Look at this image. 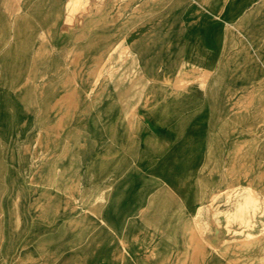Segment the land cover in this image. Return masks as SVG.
I'll return each instance as SVG.
<instances>
[{"label":"rangeland","instance_id":"1","mask_svg":"<svg viewBox=\"0 0 264 264\" xmlns=\"http://www.w3.org/2000/svg\"><path fill=\"white\" fill-rule=\"evenodd\" d=\"M144 119L172 175L143 178L121 264H264V0H0V264L81 246L70 218L98 215Z\"/></svg>","mask_w":264,"mask_h":264},{"label":"crops","instance_id":"2","mask_svg":"<svg viewBox=\"0 0 264 264\" xmlns=\"http://www.w3.org/2000/svg\"><path fill=\"white\" fill-rule=\"evenodd\" d=\"M142 124L144 125V129H146L147 132H142V136L137 137L139 144L142 146L140 148L141 151H139L138 156L136 158H133L132 160L130 159V161L132 162L126 165L125 175L121 180L115 181L113 192L108 198H106L103 203L100 204V210L98 211L97 216L92 217L91 213L85 211L82 214L72 216L70 218L69 223L70 225L74 226L71 229L74 238H76V240H79L80 242L82 241L83 243L81 244V246L78 245L79 247L70 254L66 251V253L63 252L60 256V260H58L54 264L122 263L119 258V248L117 247L116 243L117 239L114 236L116 235V232L119 233L121 231V226L128 225L129 223L131 225L132 230L130 240L132 242L136 240V235L133 234V231L138 232L139 220L137 219L138 215L140 214L139 204L140 201L143 200V194L140 192V188H142L141 186H143L144 183L143 178L150 175L154 176L156 174L159 176H164L165 174H169L170 176L172 175V173L169 172V170H171L170 165H164L161 173H151L152 169L155 167L154 163L161 161L162 156L166 155L164 151L167 150V148L165 147V141L167 139L164 137L162 138L160 136H155L156 130L164 127L158 126L159 122H155V120L144 119L142 120ZM185 151V147H180L179 153H182L183 156L185 155ZM182 154L180 157H182ZM115 155L117 157L118 154L116 153ZM98 160L100 162L99 172L101 174V172H103L102 162L104 160L106 161L107 159L100 157ZM158 170H160V168ZM186 171V167H182L180 165L178 168L179 177L186 176ZM173 175L175 176V172L173 173ZM101 182L100 184H102ZM169 190L170 188L165 186L160 187L159 190L158 188L157 190H153L152 196L154 198L150 200V202L153 200H162L164 206L167 202L171 204V202L173 201L171 200L172 195ZM183 191L185 192V189ZM179 192H181V188L179 189ZM156 195H158L157 198ZM148 198L150 199V195L148 196ZM180 202L183 203V200L181 199V194L179 196V204ZM174 204H176V200L174 201ZM75 208H79V206L74 205L73 209ZM179 214L180 224H186L187 217L185 215V212H181L180 210ZM150 223V219H148V225H150ZM152 223L154 222L152 221ZM166 223L170 222H162L163 225ZM92 225L99 226V233L98 235L94 236L93 242H91L90 233ZM108 226H110L109 230H112V235L114 234L111 238H108ZM181 229L182 227L180 228V231ZM113 240L114 243H112ZM211 240L213 242L216 241V239L213 238H211ZM66 241H68L67 238H65L64 244L62 243L60 245H64L65 247L67 245ZM131 254V258L134 259L133 264H135V257L137 259L138 255L133 252Z\"/></svg>","mask_w":264,"mask_h":264},{"label":"bare ground","instance_id":"3","mask_svg":"<svg viewBox=\"0 0 264 264\" xmlns=\"http://www.w3.org/2000/svg\"><path fill=\"white\" fill-rule=\"evenodd\" d=\"M123 111V110H122ZM119 112V111H118ZM133 114V113H132ZM135 115L137 116V117H141L142 115L139 113V110L137 111L136 110V113H135ZM120 121H122L120 118H117V120L115 121V124L117 123V124H119V122ZM116 124V125H117ZM221 213V212H220ZM218 214V213H217ZM217 214L215 215V217L217 216ZM251 238V237H250Z\"/></svg>","mask_w":264,"mask_h":264}]
</instances>
